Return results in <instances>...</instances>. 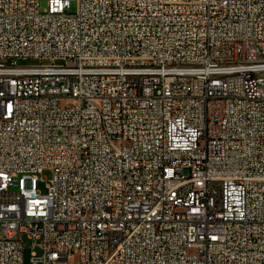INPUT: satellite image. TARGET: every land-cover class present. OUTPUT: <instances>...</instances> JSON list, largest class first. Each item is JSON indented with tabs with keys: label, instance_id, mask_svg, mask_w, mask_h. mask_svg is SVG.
<instances>
[{
	"label": "built area",
	"instance_id": "built-area-1",
	"mask_svg": "<svg viewBox=\"0 0 264 264\" xmlns=\"http://www.w3.org/2000/svg\"><path fill=\"white\" fill-rule=\"evenodd\" d=\"M69 1L0 0V264H264V0Z\"/></svg>",
	"mask_w": 264,
	"mask_h": 264
},
{
	"label": "rangeland",
	"instance_id": "rangeland-1",
	"mask_svg": "<svg viewBox=\"0 0 264 264\" xmlns=\"http://www.w3.org/2000/svg\"><path fill=\"white\" fill-rule=\"evenodd\" d=\"M39 5L40 9L45 7L46 5V0H39ZM76 8V2L75 0H70L69 1V6H68V12H73ZM21 64H34L38 63L37 60L33 59H27V60H19L18 61ZM50 178V172L48 170H44L40 175H38V178L35 181V187L36 189L41 192L45 193L46 192V187L45 184L47 183V180ZM13 189V188H10ZM37 255H39V250L37 248L33 249ZM30 241L27 239H24V248L22 251V264H30Z\"/></svg>",
	"mask_w": 264,
	"mask_h": 264
}]
</instances>
